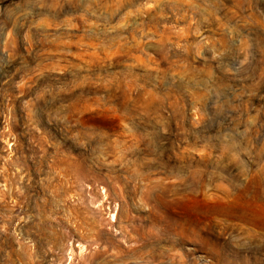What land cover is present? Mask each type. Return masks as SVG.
Wrapping results in <instances>:
<instances>
[{
  "label": "rangeland",
  "instance_id": "rangeland-1",
  "mask_svg": "<svg viewBox=\"0 0 264 264\" xmlns=\"http://www.w3.org/2000/svg\"><path fill=\"white\" fill-rule=\"evenodd\" d=\"M0 264H264V0H0Z\"/></svg>",
  "mask_w": 264,
  "mask_h": 264
}]
</instances>
